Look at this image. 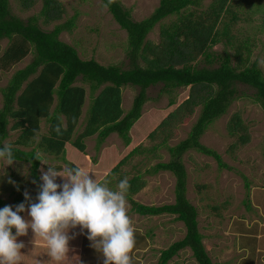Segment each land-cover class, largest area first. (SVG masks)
I'll list each match as a JSON object with an SVG mask.
<instances>
[{
  "label": "trees",
  "instance_id": "1",
  "mask_svg": "<svg viewBox=\"0 0 264 264\" xmlns=\"http://www.w3.org/2000/svg\"><path fill=\"white\" fill-rule=\"evenodd\" d=\"M19 1L26 7L35 0ZM41 1L39 13L44 25L61 17L64 10L58 0ZM101 1L120 28L126 31L127 56L131 63L127 69L118 65H103L93 58L83 59L73 45L62 41L59 38L61 32L72 31L75 18L57 24L51 30H45L38 23L37 16L23 20L11 13L10 0H0V40H8L0 56V67L7 69L29 53L33 54L32 60L23 68L17 69L0 90V147L5 144L10 130L18 131L11 144L15 161L29 164L30 176L39 190L41 161L34 158L37 151L60 157L66 164H71L65 158L66 143L86 154L85 138L96 135L98 144H101L111 133H117L127 146L131 143L130 131L142 115L149 86L161 84V91L166 92L189 86L188 96L150 134L151 137L156 136L159 129L173 122H180L184 115L193 113L194 107H201L184 139L174 146H167L168 135L158 144L166 146L171 159L159 161L147 170L148 173H172L175 178L173 202L147 205L132 199V195L140 191L145 183L138 174L128 179L130 188L126 199L131 203L132 211L141 216L168 214L183 223L184 236L160 251L157 264H167L179 251L186 248L190 249L197 264H218L211 260L205 249L202 241L204 236L198 227V210L186 196L187 171L182 155L194 149L214 157L219 167L229 168L218 152L200 142V137L214 120L226 113L236 97V84L254 89L255 99L264 111V74L255 63L243 66L240 64L243 62L241 46L236 51L239 65L232 64L229 54L219 55L218 65L215 67L200 66L196 61L201 57L207 63L212 62L211 48L228 33V23H224L222 30L218 28L223 14L231 12L233 20L238 18L237 13L232 12L229 7V3L234 0H212L207 10L194 19L190 18L192 13L184 15L182 12L189 5L198 4L199 0H159L153 12L139 21L131 18L130 10L120 0ZM262 12L264 25V7ZM174 14L179 16L178 22H173L170 27L162 30L159 44L154 45L146 40L155 24ZM139 59L143 61V65H140ZM79 81L82 84H78ZM129 84L138 86L139 91L134 96L131 107L124 111L122 87ZM85 86L88 87L90 96L87 118L82 130L75 135L86 99ZM174 103L175 100L171 98L169 105ZM42 120L47 123L44 134L40 133ZM58 124L61 125V135L55 131ZM227 131L229 135L238 137L241 143L249 139L239 113L230 117ZM158 145L152 146L149 151ZM139 151V146L132 148L106 172V176L115 174L123 162ZM83 160L87 170L91 161ZM110 160L107 163L111 164ZM107 163H99L96 171L108 168ZM55 167L60 169L59 166ZM30 196L35 201V197ZM14 200L17 204L27 203L25 196ZM0 206H4L1 199ZM80 231L79 227L72 229V241H79ZM28 235L32 238L30 241H33L31 231ZM141 239L145 241V236H136L137 246L141 245Z\"/></svg>",
  "mask_w": 264,
  "mask_h": 264
},
{
  "label": "rangeland",
  "instance_id": "2",
  "mask_svg": "<svg viewBox=\"0 0 264 264\" xmlns=\"http://www.w3.org/2000/svg\"><path fill=\"white\" fill-rule=\"evenodd\" d=\"M212 0H199L196 5H189L182 14L192 13L195 18L207 10ZM64 12L61 17L44 25L40 15L42 1L35 0L31 5L24 7L19 0H10L11 13L23 20L33 15L38 17V23L45 30H51L55 25L75 18L72 31L64 30L59 38L73 45L81 58H93L103 65H118L123 69L130 67L127 56L126 31L112 18L101 0H58ZM121 4L129 9L131 18L139 21L149 16L159 0H120ZM232 12L237 13V19H232V13H224L218 28L223 29L228 23V33L221 37V42L211 48L213 59L211 63L199 57L196 61L200 66L215 67L218 65V56L229 54L233 65H239L236 51L241 46L240 64L255 63L264 74V25L262 24L264 0H234L229 3ZM179 16L170 15L154 25L147 34L146 40L157 45L162 40V30L178 22ZM229 38V40H228ZM228 41V42H227ZM8 40H0V56ZM248 49V50H247ZM29 53L20 62L7 69L0 67V90L5 86L11 75L23 68L32 60ZM201 58V59H200ZM143 65L142 60H138ZM78 84H82L80 81ZM75 135L79 133L86 121L90 103L88 87ZM139 87L126 85L122 87V107L127 111L132 104ZM190 87H183L166 92L161 91V84L149 86L146 90L147 100L142 108L141 117L134 123L131 131V143L127 146L117 133H111L103 143L98 144L96 135L85 138L86 154L80 152L70 143H66L65 158L71 161L66 164L60 157L44 154L46 162L59 166V170L76 165L85 168V160L97 161L89 163L87 170L95 172L96 180L116 190L123 178H132L140 175L145 182L144 186L132 199L147 205H161L174 200L175 178L169 171L148 173L154 164L159 161H169L170 154L166 146L158 145L165 136H168L166 145L174 146L184 139L192 124L196 121L200 106L194 107L193 113L184 115L180 122H173L150 136L158 128L162 119L188 96ZM235 98L225 114L214 120L200 137V142L218 152L229 168L219 167L216 159L194 149L182 155V162L187 171L186 196L198 210V227L203 234V244L211 260L218 264H264V111L256 101L254 89L244 84H236ZM175 103L169 105V100ZM2 95L0 91V107ZM234 113H239L246 126L248 141L241 143L235 135H229L227 123ZM183 114V113H182ZM40 133L47 131V123L41 121ZM18 131L10 130L5 143L12 144ZM74 135V136H75ZM36 139H39L37 137ZM158 145L149 151L152 146ZM140 151L123 162L111 176L106 172L115 166L134 147ZM73 157V158H72ZM111 159V160H110ZM109 160L112 162H109ZM68 161V162H70ZM105 161L108 168L97 170L98 164ZM49 165L40 164L41 169L47 171ZM41 181V180H40ZM57 178V183H62ZM42 183V181H41ZM25 192L36 198L38 190L36 183L30 176L28 163L14 162L6 165L0 160V199L4 206L18 205L16 197L25 196ZM127 200V199H126ZM4 206H0L3 208ZM131 203L127 200V212L137 229L136 236H145L143 248L135 246L133 260L140 264H157L159 253L170 243L182 238L185 228L181 221L174 220L173 215L141 216L132 211ZM26 219L27 213H21ZM15 231V230H13ZM31 231V230H29ZM25 236L18 240L27 245ZM30 244V243H29ZM242 246V247H241ZM244 247V248H243ZM82 258L80 264H103L100 254L91 247L86 230L82 236ZM46 264H49L48 262ZM167 264H197L189 248L179 251Z\"/></svg>",
  "mask_w": 264,
  "mask_h": 264
},
{
  "label": "clouds",
  "instance_id": "3",
  "mask_svg": "<svg viewBox=\"0 0 264 264\" xmlns=\"http://www.w3.org/2000/svg\"><path fill=\"white\" fill-rule=\"evenodd\" d=\"M55 131L61 135V125ZM34 158L49 165L47 171L41 169L42 183L35 201L25 192L27 203L0 208V264H22L25 245L18 242V237L28 235L29 230L34 246L42 241L48 256L64 264L70 252L69 241L74 238L70 232L77 227L86 230L103 264H132L137 229L127 212L128 178L120 180L112 190L78 165L61 171L47 163L39 151ZM0 160L6 165L15 162L11 144L0 147ZM58 177L62 183H57ZM25 212L28 219L21 215Z\"/></svg>",
  "mask_w": 264,
  "mask_h": 264
},
{
  "label": "crops",
  "instance_id": "4",
  "mask_svg": "<svg viewBox=\"0 0 264 264\" xmlns=\"http://www.w3.org/2000/svg\"><path fill=\"white\" fill-rule=\"evenodd\" d=\"M71 233H72V230L70 232V235ZM82 236H83V231L81 230L80 233H78L79 241L78 240L72 241V239L69 241L70 252L64 264H80V260L82 258V248H81L82 247ZM28 238H31V237L29 235H26V239ZM31 239L26 240L27 245L22 249V257H23L22 264H46L47 262L49 264H57L56 261H53L48 256L47 247L42 241L37 246H34L32 241H30ZM18 242H21V240H18ZM24 242L25 241H23V243ZM144 246H145V241L141 239V245L139 247L143 248ZM135 263L140 264L138 260H133L132 264H135Z\"/></svg>",
  "mask_w": 264,
  "mask_h": 264
}]
</instances>
